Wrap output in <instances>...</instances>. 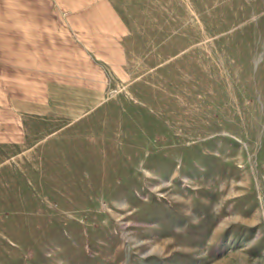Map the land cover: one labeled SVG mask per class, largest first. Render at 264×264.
<instances>
[{"label": "rangeland", "instance_id": "rangeland-1", "mask_svg": "<svg viewBox=\"0 0 264 264\" xmlns=\"http://www.w3.org/2000/svg\"><path fill=\"white\" fill-rule=\"evenodd\" d=\"M134 77L0 146V264H264V0H115Z\"/></svg>", "mask_w": 264, "mask_h": 264}, {"label": "crops", "instance_id": "crops-1", "mask_svg": "<svg viewBox=\"0 0 264 264\" xmlns=\"http://www.w3.org/2000/svg\"><path fill=\"white\" fill-rule=\"evenodd\" d=\"M115 0H0V146L58 109L103 104L134 75L128 20Z\"/></svg>", "mask_w": 264, "mask_h": 264}]
</instances>
